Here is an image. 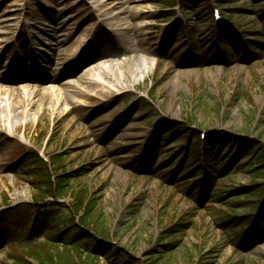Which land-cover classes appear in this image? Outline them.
<instances>
[{
    "label": "rangeland",
    "instance_id": "1",
    "mask_svg": "<svg viewBox=\"0 0 264 264\" xmlns=\"http://www.w3.org/2000/svg\"><path fill=\"white\" fill-rule=\"evenodd\" d=\"M12 1L0 0V12L14 10ZM51 1L53 8L43 0L29 33L40 32L39 22L66 6ZM165 1L170 4L121 0L102 25L92 7L82 5L88 22L72 18L75 28L64 29L70 42L59 51L47 39L49 54L38 56L42 66L29 59V49L0 53V71L26 81L50 76L53 58H62L58 68L64 70L71 60L70 67L80 65L81 56L110 49L79 70L80 88H67L76 80L69 78L30 82L70 96L55 110L39 96L24 115L25 103L0 90V264H13L15 247L44 240L56 214L73 202L66 197L48 199L43 208L31 205L34 178L22 162L23 152L33 149L61 154L64 168L56 173L76 170L73 190L97 200L96 225L109 234L86 247L95 264H264V216L260 229L244 235L260 191L240 188L264 184V172L256 169L262 163L256 150L229 158L235 136L264 146V0ZM92 26L98 29L93 34ZM113 31H128L126 46L113 47L107 38L116 37ZM200 130L211 132L210 164L192 150ZM23 203L30 206L20 215L36 216L33 233L27 216L5 211Z\"/></svg>",
    "mask_w": 264,
    "mask_h": 264
},
{
    "label": "trees",
    "instance_id": "2",
    "mask_svg": "<svg viewBox=\"0 0 264 264\" xmlns=\"http://www.w3.org/2000/svg\"><path fill=\"white\" fill-rule=\"evenodd\" d=\"M160 3L162 5L170 4V2H166L165 0H160ZM170 126L173 127L174 124L172 123ZM246 138L250 144L249 149L256 150L259 162L262 163L261 166L256 168L257 171L264 172V146L258 148L254 144L255 139H250L248 136ZM234 139H241V137L235 136ZM194 153L198 154L199 158V151L196 150ZM240 155L241 151L238 150L229 158L234 160ZM49 157V162H46L39 156L36 150H30L27 152L22 164V168L29 171L34 178L30 183L36 189V194L31 205L43 207L48 199L57 203L58 200L66 197H72L73 202L67 207L66 211L68 214L61 212L55 217L60 221H56L53 224L44 240L33 241L20 248L15 247V252L11 254L10 259H12L13 264H95L98 258L88 253L86 247L93 240L98 243L104 242L106 239L104 237H107L109 234L108 229L96 225L95 216H100L97 213V200L91 197L84 189L73 190L71 181L77 177L76 170L70 171L65 169L59 174L56 173V168H60L61 170L64 168V159L61 154L53 153ZM203 159L207 164L212 162L210 161V155H204ZM52 166L54 167L53 173L51 171ZM52 175L55 176V179L52 178ZM240 188L242 191L250 190L249 193L260 191L261 196L264 194V184H252L241 186ZM23 206L29 207L30 205L20 204L15 209L8 210V212L17 211L21 213L23 212ZM61 214L63 216H60ZM263 216L264 209L261 210L259 216L249 221L247 227L244 229V235L253 234L260 229L261 218ZM77 217L80 218L79 223L76 222ZM26 220L28 223L31 221L30 227L34 230L35 219L27 216ZM173 245L175 246L176 244Z\"/></svg>",
    "mask_w": 264,
    "mask_h": 264
},
{
    "label": "bare ground",
    "instance_id": "3",
    "mask_svg": "<svg viewBox=\"0 0 264 264\" xmlns=\"http://www.w3.org/2000/svg\"><path fill=\"white\" fill-rule=\"evenodd\" d=\"M74 1L75 0H64L66 6L55 9L59 11V14L54 15L53 17H49V21L48 19H46L44 20V22H39L43 25V27L39 26L41 28V31H32L31 33L27 31V28L34 21L38 22L40 20V11L42 8L43 0H13L12 2H10L12 4L11 6H15L14 10H2L0 12V53H4L6 51H14L20 53L23 52V50L29 49L32 50L33 56H40V51L42 50L43 52L49 54V51H47L43 46L44 43L46 44L45 41L49 38L53 39L50 45L53 44L59 51L62 47L64 48V46H66L70 42L71 33L66 32L64 30L65 27L68 24H72L74 29L75 20L73 19H84L82 23L88 22L87 18H82L81 16V13L83 12L82 5H86L88 8L92 7L93 14L99 20V24L102 25L105 20H107L104 16L109 14V11H111L112 8L116 6L115 4H120L121 2V0H95V3L97 5H93L91 4V2H89V0H82L77 5H73L72 2L74 3ZM47 3L49 7L53 5L51 0H47ZM73 10H75L76 13L74 15H70L69 18H66V16ZM123 13H125V8L123 10ZM59 19H62V22L60 23L61 26H56L55 24L58 23ZM20 25H22V27H20ZM90 31L93 34V31L97 32L98 29L96 30V27L92 26ZM113 32L116 35L115 38H111V34L107 33L109 42L113 44L115 43L113 47H117V50L120 47L126 46V43L129 42L130 38L128 31H123L122 33H119L117 31ZM34 43H36L38 47L33 46ZM109 50H99L96 54H92L89 57L81 56L80 65H73L70 67L72 61H74L71 60L70 65L65 67L64 70L63 68L60 70L58 68V65L62 63L59 60L62 58H59V60L53 58V60L51 59L50 62L51 68H54L56 72L54 71L50 76L46 77L30 76L27 77L26 81L25 79L15 80L14 78H11L8 73L0 71V90L4 93L6 99L10 101L16 100V102L20 105H23L25 103L21 112L24 115L27 113V108L34 104L32 100L39 96H41L42 100L47 99L49 106L55 110L59 106L65 105L64 103L70 100V96H68L67 93H64L62 89H59L57 93H53L48 91L46 88H32L30 82H33L34 80H42L41 77L45 79L42 81L52 83H57L61 78H69L76 80L74 82L69 81L67 88H80V83H83L84 78H78L79 70L91 59H94L98 56H103L104 54L110 52ZM33 56L31 55V57ZM66 60H68L69 62V58ZM10 62L11 58L9 57L6 59L5 67H7ZM146 72L147 70H144V73ZM9 107L11 110L13 109L11 103L9 104Z\"/></svg>",
    "mask_w": 264,
    "mask_h": 264
}]
</instances>
